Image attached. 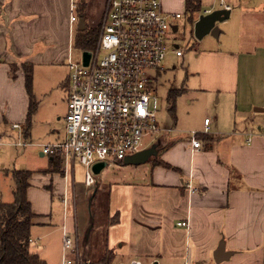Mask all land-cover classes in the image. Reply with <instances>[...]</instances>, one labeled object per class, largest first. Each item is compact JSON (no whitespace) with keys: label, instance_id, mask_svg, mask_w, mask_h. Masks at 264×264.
Returning <instances> with one entry per match:
<instances>
[{"label":"crops","instance_id":"0c3cea01","mask_svg":"<svg viewBox=\"0 0 264 264\" xmlns=\"http://www.w3.org/2000/svg\"><path fill=\"white\" fill-rule=\"evenodd\" d=\"M85 1V23H95L104 0ZM177 1L175 7L185 9V1ZM161 3L165 12H177ZM70 4L0 0V179L13 170L31 171L30 250L48 264H61L66 233L73 245L65 254L79 263L109 253L110 264H264V114L259 115L264 111L254 110L264 107V0H201L191 23L186 12L173 20L172 32L183 17L193 29L198 15L228 5L217 38L222 29L237 27L227 43L202 45L205 37L197 44L191 90L202 98L196 110L203 118L160 135L153 143L156 153L141 164L122 161L100 169L90 186L84 173L82 184L74 182L75 160L65 164L56 155L60 171H54V156L39 146L65 137L57 122H64L60 110L68 100L67 62L83 31L77 28L78 6L77 20L70 19ZM252 19L263 22L253 36L246 31ZM168 46L171 53L179 48ZM206 117L209 129L202 132ZM190 129L199 131V150L178 132ZM91 190L93 209L87 201ZM182 221L186 226L177 224ZM220 241L232 254L216 263L213 252Z\"/></svg>","mask_w":264,"mask_h":264},{"label":"built area","instance_id":"2783aa9c","mask_svg":"<svg viewBox=\"0 0 264 264\" xmlns=\"http://www.w3.org/2000/svg\"><path fill=\"white\" fill-rule=\"evenodd\" d=\"M79 1L71 0L72 21L77 20ZM181 16L179 12H165L161 0H106L97 42L85 50L89 52L87 63L72 59L67 62L65 137L62 141L40 144L43 154L61 156L65 164L69 159L77 160L84 167V184L90 186L95 182V163H104L103 168L112 167L142 150L146 143L157 142L160 135L177 131L157 122L155 82L157 72L163 71L162 60L170 51L167 33L173 20ZM171 51L182 55L178 47ZM209 121L208 117L204 119L202 132L208 131ZM18 126L13 124L12 128ZM178 132L188 136L193 150L200 149L198 130ZM248 135L249 141L252 132L248 131ZM188 188L195 191L191 185ZM72 245L73 239L65 233L61 264H79L65 254L72 250Z\"/></svg>","mask_w":264,"mask_h":264},{"label":"rangeland","instance_id":"374dc122","mask_svg":"<svg viewBox=\"0 0 264 264\" xmlns=\"http://www.w3.org/2000/svg\"><path fill=\"white\" fill-rule=\"evenodd\" d=\"M254 0H252L253 2ZM166 3V10L168 11H177L180 13H185L184 5L175 7L177 0H164ZM79 3V2H78ZM106 7V0L103 2L102 9L100 10L99 19L95 23H91L89 20L86 21V24L90 28L98 27L103 18L104 10ZM87 12V8H86ZM88 13V12H87ZM87 17V15H86ZM85 17V18H86ZM262 23H259L257 20L252 19L246 23V31L248 35H255L258 28L262 26ZM223 34L219 38H215L210 34L205 35L202 39L198 40L194 37L192 32V27L185 17L181 18L179 21L178 31L172 32L168 31L166 36L167 46H173L177 44L179 48L183 51L182 56H177L174 53L168 52L164 59L162 60V72H157V79L155 82V87L157 86L155 96L157 98V122L160 126L163 127H179L186 128L192 125L194 119L203 118V112L198 113L196 110L197 105L200 103V96L197 95L191 89L193 88V81L191 77V72L196 68V54H197V44L203 40V44L207 41L208 46H213L216 43H227L229 41L230 35L234 32L237 33V27L231 25L229 29H222ZM219 45V44H216ZM200 47V46H199ZM202 47V46H201ZM82 49H74L73 61L81 62L82 60ZM202 99V98H201ZM67 113V102L63 105L60 110V116H64ZM259 115H263L264 112H259ZM64 122L62 119H59L57 122V130L63 132ZM177 135L172 133L171 136ZM181 138H184L183 135ZM158 137V136H157ZM157 139V138H156ZM156 141H151L145 144L146 147L150 146ZM38 154V153H37ZM4 161H2L3 163ZM117 164V163H116ZM5 166L9 167L11 165L8 162H5ZM108 168V167H106ZM112 168V167H111ZM141 169V168H140ZM11 170V169H10ZM9 170V171H10ZM83 173L84 167L75 160L74 167V182L78 184L83 183ZM111 174V173H110ZM94 177L96 178V173L93 172ZM107 178L110 176L107 174ZM94 189V187H93ZM12 190H13V177L12 173L7 172L5 178L0 179V197L4 201L12 200ZM92 190L89 192L88 203L90 209H93L94 202L91 201Z\"/></svg>","mask_w":264,"mask_h":264},{"label":"trees","instance_id":"16d2710c","mask_svg":"<svg viewBox=\"0 0 264 264\" xmlns=\"http://www.w3.org/2000/svg\"><path fill=\"white\" fill-rule=\"evenodd\" d=\"M185 10L190 23L193 15L200 10L201 0H184ZM86 1H79L78 13L85 17ZM99 36L98 27H87L79 31L74 41L76 48L91 49ZM26 83L30 84V70L26 71ZM33 102L31 103V108ZM52 164L54 171H60V159L53 155ZM31 171L13 170L14 186L12 200L4 201L0 197V264H48L39 255L30 250V229L34 214L26 198L28 178ZM111 254L107 253L100 260L79 264H110Z\"/></svg>","mask_w":264,"mask_h":264},{"label":"water","instance_id":"95a60500","mask_svg":"<svg viewBox=\"0 0 264 264\" xmlns=\"http://www.w3.org/2000/svg\"><path fill=\"white\" fill-rule=\"evenodd\" d=\"M95 0H91V4L94 5ZM230 9L222 8V9H215L208 13H203L198 15L197 19L193 22V35L196 39L200 40L203 36L210 34L211 36L217 38L221 29L218 26V23L223 22L229 16ZM97 18L94 17L93 21H96ZM77 28L79 30H84L86 28L85 18L83 16H79ZM89 58V52L84 51L82 52V62L84 64L87 63ZM255 111H264V107H255ZM156 144L151 145L147 149L140 150L132 155L125 157L123 162L125 164H141L151 156L156 153ZM104 163H95L93 165V171L97 173L100 169H102ZM232 254V251H227L225 249V245L223 241H220L217 248L213 252V258L216 263H219L223 260H227L229 256ZM151 264H157L156 261L152 262Z\"/></svg>","mask_w":264,"mask_h":264}]
</instances>
